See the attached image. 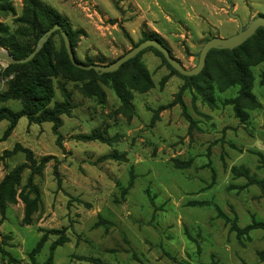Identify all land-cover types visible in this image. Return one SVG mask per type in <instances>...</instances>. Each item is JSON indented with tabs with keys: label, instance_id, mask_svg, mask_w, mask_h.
<instances>
[{
	"label": "rangeland",
	"instance_id": "rangeland-1",
	"mask_svg": "<svg viewBox=\"0 0 264 264\" xmlns=\"http://www.w3.org/2000/svg\"><path fill=\"white\" fill-rule=\"evenodd\" d=\"M39 1L82 32L76 57L96 64L112 63L156 33L191 69L208 40L238 32L230 10L244 25L264 16V0ZM25 7L26 0H0V24L33 46ZM0 49L10 54L1 35ZM49 58L58 71L50 106L63 100L64 84L73 108L61 116L57 131L52 122L22 117L4 137L10 122L0 121V182L27 162V150L38 163L54 157L38 173L24 170L17 203L8 206L3 221L0 213V264H98L85 257L108 264H264L258 254L264 251V231L245 232L253 222H264V62L252 68L261 107L247 109L242 121L224 103L237 95V87L216 92L215 104L205 101L152 49L140 61L153 87L130 89V109L109 81L64 63L60 34L52 37ZM9 65L0 60V94L15 75H6ZM0 108L19 111L22 101L0 99ZM94 131L110 140L81 138ZM114 153L125 160L107 157ZM30 178L39 189V205L32 223L25 224L20 194L28 192ZM46 232V242L32 256Z\"/></svg>",
	"mask_w": 264,
	"mask_h": 264
},
{
	"label": "trees",
	"instance_id": "trees-1",
	"mask_svg": "<svg viewBox=\"0 0 264 264\" xmlns=\"http://www.w3.org/2000/svg\"><path fill=\"white\" fill-rule=\"evenodd\" d=\"M23 21L30 24L34 28L35 38L33 46L24 42H18L14 36L7 34L4 26L0 24L1 45L9 48L10 54L14 59L26 58L31 52H33L41 36L56 24L61 25V27L67 31L73 52L75 54L76 39L82 32L79 30H73L68 25L67 19L51 6L42 4L39 0H26L25 18H23ZM55 34H60L62 37L60 30L55 31L41 51L31 61L21 64H10L6 71V75L12 72L15 75L10 81L9 89L5 93L0 94V99L12 98L21 100L22 108L19 111H13L8 108H0V121L8 120L10 122L4 137H7L14 130L18 121L22 117H27L29 120L36 123L52 122L55 131H57L62 124L61 116L63 114L70 113L73 108L72 95L64 84H60L63 100L55 102L52 107L50 106L55 95V87L52 78L58 74L56 66L49 58L52 37ZM147 39H157L163 43L160 36L156 33L148 34L144 40ZM147 49L156 51L175 73L182 76L186 80V88L197 89L199 94L204 97V100L212 104L216 103V99L214 97L216 92L222 93L237 87V95L227 98L224 103L232 104L237 117L242 121H246L248 119L247 109L261 107V102L253 93L255 77L252 72V68L264 62V28L258 29L254 36L249 38L244 44L234 50L212 49L207 56L206 66L203 71L200 74L191 77L183 76L176 71L168 63L163 54L156 48L150 47ZM145 50H143L135 58H132L124 63L119 70L111 73L99 74L95 70H83L75 67L70 61L62 37V56L64 63L71 69L80 72L83 75H91L104 81H109L121 100L124 109H130V89L147 91L153 87V81L149 71L140 61L141 54ZM42 58L45 63L40 66L39 59ZM78 61L81 62L80 60ZM85 64L96 63L89 61ZM261 79L264 84V73H262ZM81 138L85 140H110L96 131L88 135H83ZM27 153V162L16 166L12 171L6 174L0 182V213L2 221L6 218L8 206L17 203L18 188L21 184L24 170L26 168H30L34 173H38L42 167L50 161V159L54 158L53 156L44 157L40 163H38L32 156L30 150H27ZM2 157H0V160ZM107 157L125 160V156L123 154L120 155L114 153L109 154ZM172 161L176 168H182L177 159H173ZM27 187L29 188L28 192L25 193L23 191L20 195L25 204L23 222L25 224H30L33 221V215L38 209L39 189L33 183L32 178L29 179ZM32 195L34 196L32 197ZM252 229H261L264 231V222H253L251 225L246 227L245 232ZM51 232L56 233L55 230H51ZM46 240L47 232L42 236L37 246L32 250V256L33 254L40 252V249L43 247ZM60 244V241L55 242L52 249H55V247ZM258 254L264 261V251H259ZM85 259L98 264H108L94 257H85ZM51 260L52 257L49 258L47 263H50ZM209 264L219 263L211 262Z\"/></svg>",
	"mask_w": 264,
	"mask_h": 264
},
{
	"label": "water",
	"instance_id": "water-1",
	"mask_svg": "<svg viewBox=\"0 0 264 264\" xmlns=\"http://www.w3.org/2000/svg\"><path fill=\"white\" fill-rule=\"evenodd\" d=\"M229 14L232 18L237 20L239 24L238 32L230 37H213L208 40L204 44L199 54L198 64L191 69H187L177 58L172 55L169 48H167L162 42L157 39H147L142 41L110 64H85L83 62H79L73 52V48L67 31L59 24H56L41 36L33 52H31L26 58L14 59L8 52L0 49V60L7 61L9 64H21L29 62L41 51L52 34L55 31L60 30L70 61L75 67L79 69L95 70L99 74L115 72L119 70L124 63L138 56L143 50L154 47L163 54L168 63L181 75L188 77L196 76L200 74L205 68L207 56L212 49L234 50L235 48L244 44L249 38L254 36L258 29L264 28V16H258L254 19H251L247 24L244 25L239 15L234 14L232 10H230Z\"/></svg>",
	"mask_w": 264,
	"mask_h": 264
}]
</instances>
